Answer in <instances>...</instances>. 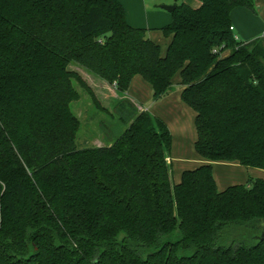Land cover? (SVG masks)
Returning a JSON list of instances; mask_svg holds the SVG:
<instances>
[{
    "label": "trees",
    "instance_id": "trees-1",
    "mask_svg": "<svg viewBox=\"0 0 264 264\" xmlns=\"http://www.w3.org/2000/svg\"><path fill=\"white\" fill-rule=\"evenodd\" d=\"M198 1L161 54L119 0H0V264H264V179L219 190L211 163L264 170V35L230 29L253 0ZM72 66L114 86L111 110ZM177 73L206 162L174 182L169 128L125 92L138 74L158 101ZM76 84L125 127L99 123L110 143L77 146Z\"/></svg>",
    "mask_w": 264,
    "mask_h": 264
},
{
    "label": "crops",
    "instance_id": "crops-1",
    "mask_svg": "<svg viewBox=\"0 0 264 264\" xmlns=\"http://www.w3.org/2000/svg\"><path fill=\"white\" fill-rule=\"evenodd\" d=\"M254 11L245 7H236L231 11L230 19L233 33L238 41H247L264 35V0H253ZM125 11V18L133 27L145 28L146 36L159 44L161 54H164L170 41L165 37L161 27L170 23L171 12L160 7L162 4L176 5L186 3L192 7L199 5L198 0H119ZM89 75L88 85L94 89L98 98L107 103L117 99L118 94L113 85L106 81ZM83 76V75H82ZM84 78V77H83ZM88 79V78H87ZM87 81V80H85ZM176 88L158 101L152 100V87L140 75L131 78L125 96L129 98L139 110H147L152 115L162 119L171 133V150L169 153L170 165L178 182L185 169H192L206 161L194 149L196 139L195 112L181 99L182 86L179 73L172 78V87ZM120 97V96H119ZM194 131V132H193ZM110 143L108 140L106 145ZM99 146V145H97ZM213 176L219 190L233 184H243L248 178L245 166L237 162L212 161ZM256 173L262 174L263 169Z\"/></svg>",
    "mask_w": 264,
    "mask_h": 264
},
{
    "label": "rangeland",
    "instance_id": "rangeland-1",
    "mask_svg": "<svg viewBox=\"0 0 264 264\" xmlns=\"http://www.w3.org/2000/svg\"><path fill=\"white\" fill-rule=\"evenodd\" d=\"M72 67L79 68L78 70L83 75L84 79L87 80L86 82H88V80L90 81L89 75L86 74L93 75L92 73H89L86 69L78 66H72ZM75 87L78 89L80 97L79 100L72 102L71 109L80 120V128L76 140V144L78 147H87V146H95V145L97 146L107 143L109 139L107 138V136H105V133L101 130L99 126V123L102 121H105L108 129L113 130L107 133L111 137L118 135L125 128L116 119V117L111 118L110 116L101 113L100 111L95 109L91 103L88 93L85 92L83 89H81L77 84L75 85ZM175 88L176 86L174 85V87L171 88L169 93L172 92ZM95 94L98 97L96 92ZM103 104H105V106H107L111 110L110 105L106 101H104ZM173 165L174 166L177 165L176 162L171 164L172 177L174 178V181H176L173 172L174 169ZM243 168H245L246 174L248 175L247 176L248 179L249 178L264 179V171H262V174H258L256 173L257 171H259L258 169L246 168V167ZM252 170H257V171H252ZM174 237H176V234L174 235Z\"/></svg>",
    "mask_w": 264,
    "mask_h": 264
},
{
    "label": "water",
    "instance_id": "water-1",
    "mask_svg": "<svg viewBox=\"0 0 264 264\" xmlns=\"http://www.w3.org/2000/svg\"><path fill=\"white\" fill-rule=\"evenodd\" d=\"M160 7L171 12L175 8V5L162 4V5H160ZM262 237H264V236H262Z\"/></svg>",
    "mask_w": 264,
    "mask_h": 264
},
{
    "label": "built area",
    "instance_id": "built-area-1",
    "mask_svg": "<svg viewBox=\"0 0 264 264\" xmlns=\"http://www.w3.org/2000/svg\"><path fill=\"white\" fill-rule=\"evenodd\" d=\"M230 29H232V30H233V27L231 26V27H230ZM235 38H236V37H235Z\"/></svg>",
    "mask_w": 264,
    "mask_h": 264
}]
</instances>
